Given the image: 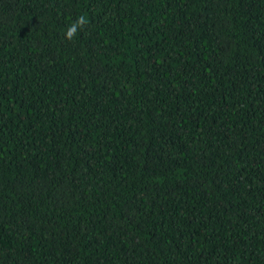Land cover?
I'll list each match as a JSON object with an SVG mask.
<instances>
[{"label": "trees", "instance_id": "trees-1", "mask_svg": "<svg viewBox=\"0 0 264 264\" xmlns=\"http://www.w3.org/2000/svg\"><path fill=\"white\" fill-rule=\"evenodd\" d=\"M0 264H264V0H0Z\"/></svg>", "mask_w": 264, "mask_h": 264}, {"label": "clouds", "instance_id": "clouds-1", "mask_svg": "<svg viewBox=\"0 0 264 264\" xmlns=\"http://www.w3.org/2000/svg\"><path fill=\"white\" fill-rule=\"evenodd\" d=\"M88 24V19L81 14L74 21H72L64 31V39L71 41L81 31H83Z\"/></svg>", "mask_w": 264, "mask_h": 264}]
</instances>
